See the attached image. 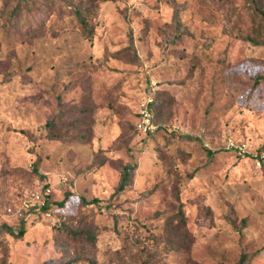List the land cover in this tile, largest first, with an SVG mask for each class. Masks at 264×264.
I'll return each instance as SVG.
<instances>
[{
	"label": "rangeland",
	"instance_id": "obj_1",
	"mask_svg": "<svg viewBox=\"0 0 264 264\" xmlns=\"http://www.w3.org/2000/svg\"><path fill=\"white\" fill-rule=\"evenodd\" d=\"M170 1L0 0V264H264V0Z\"/></svg>",
	"mask_w": 264,
	"mask_h": 264
},
{
	"label": "trees",
	"instance_id": "obj_2",
	"mask_svg": "<svg viewBox=\"0 0 264 264\" xmlns=\"http://www.w3.org/2000/svg\"><path fill=\"white\" fill-rule=\"evenodd\" d=\"M69 2L72 6L71 8H72L74 14L77 16V18L80 21V23L82 24V26L85 28H88L87 27L88 21L86 20V16H85V12H86L87 7H85V6L81 7L78 4H75L73 1H69ZM9 3H10V6L6 11L8 13V16H9L8 20H10L9 26L13 23L17 24V21L16 22H13V21L16 20V18H18L19 16L20 17L25 16L24 19L26 20L27 14L30 17L29 20L27 19V26H28V25H32V22L34 20L33 17L36 16V14L39 12L40 8L44 9L45 11L48 10L47 7L50 8L49 6L52 5L53 0H43L42 4L36 0L35 1L34 0H4L3 6L1 7L3 11H5V8L9 5ZM170 4L173 7L172 27H173V29H175L178 32V34H180L181 33L180 32V26H181L180 12L183 10L184 6L178 5L173 0L170 1ZM42 5H44L45 7L43 8ZM25 12L27 14L23 15ZM260 13L264 19V12L260 11ZM6 21H7V19H6ZM261 84H264V71L262 73L256 75L254 78V86H259ZM156 103H157V100L155 99L154 103L152 105V112L154 111V106ZM59 120H60V117H58V118L54 117V118H50L46 121L45 126H46V129L48 131V136L51 139H60L61 137L64 136L63 134L55 135V132H56L55 130L57 128ZM57 132H60V131H57ZM209 153H211V152L209 151ZM136 170H137V163L134 160H133V163L123 167V169L121 171V178H120L119 184L115 190L116 193H122L132 185L133 174ZM35 172H37V169H35ZM39 175L42 179L45 178L44 175H41V174H39ZM70 196H71V193L66 192L64 200L59 205L63 206ZM49 204H50L49 199L46 198L45 205L43 206V209L47 211ZM232 224L235 225L234 222H232ZM24 225H25L24 221H21V223H20L21 228L17 234H15L14 231L10 227H8L7 225H4V229H6V231L11 236H14L16 238H21L25 234ZM92 264H96V263L92 262ZM137 264H152V263L149 260H144V261H141ZM236 264H249L248 256L246 254H243Z\"/></svg>",
	"mask_w": 264,
	"mask_h": 264
},
{
	"label": "built area",
	"instance_id": "obj_3",
	"mask_svg": "<svg viewBox=\"0 0 264 264\" xmlns=\"http://www.w3.org/2000/svg\"><path fill=\"white\" fill-rule=\"evenodd\" d=\"M154 98L150 94L140 105L139 109V118L136 124L137 130L144 134L148 135L151 133H154L156 130V126L153 122V114H152V105L154 103ZM228 149L231 150H238L239 154H243L245 152L244 146H238L233 139H229L228 141ZM51 190L47 189L45 194H50ZM39 205V207H42L45 205V200H43V197L41 194H33L31 200H25L24 206L30 210V208L36 205Z\"/></svg>",
	"mask_w": 264,
	"mask_h": 264
}]
</instances>
